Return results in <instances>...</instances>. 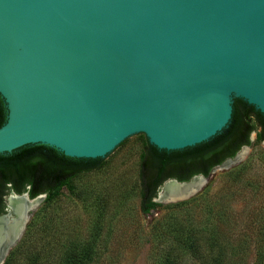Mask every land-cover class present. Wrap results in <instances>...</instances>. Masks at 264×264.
Here are the masks:
<instances>
[{"label":"water","instance_id":"95a60500","mask_svg":"<svg viewBox=\"0 0 264 264\" xmlns=\"http://www.w3.org/2000/svg\"><path fill=\"white\" fill-rule=\"evenodd\" d=\"M0 95V154L44 144L104 167L143 134L159 149L196 145L227 126L235 97L264 115V0H0ZM197 177L194 192L162 197ZM206 181L167 178L153 200ZM11 196L36 202L0 264L45 193L10 191L9 223Z\"/></svg>","mask_w":264,"mask_h":264},{"label":"rangeland","instance_id":"374dc122","mask_svg":"<svg viewBox=\"0 0 264 264\" xmlns=\"http://www.w3.org/2000/svg\"><path fill=\"white\" fill-rule=\"evenodd\" d=\"M259 130L256 127L250 134L242 159L234 156L228 165L217 166L198 192L180 200L188 204L173 209L157 206L148 213L139 207L145 140L129 143L104 167L79 172L52 201L45 205L44 197L30 211L20 238L11 247L27 235L17 262L57 264L56 256L69 242L95 238L93 264H157V255L171 247L172 230L183 224L200 236L229 240L225 249L231 263L253 264L257 251H264V141L256 138ZM170 219L177 224L169 225ZM33 251L39 255L30 263ZM50 251L53 255L46 260ZM200 254L185 255L181 264H206Z\"/></svg>","mask_w":264,"mask_h":264},{"label":"trees","instance_id":"16d2710c","mask_svg":"<svg viewBox=\"0 0 264 264\" xmlns=\"http://www.w3.org/2000/svg\"><path fill=\"white\" fill-rule=\"evenodd\" d=\"M232 106V115L227 126L210 139L193 146L176 150L159 149L143 134L145 148L141 154L139 170V207L142 213H148L157 206L173 209L189 203L180 201L162 205L154 201L157 190L165 179L176 178L179 181H186L198 172L208 176L215 165L227 157H233L242 145L250 144L249 136L256 127L260 128L256 138L264 141V115L238 97L233 99ZM6 116L7 109L0 95V126L6 121ZM101 160L102 158L66 156L44 144H26L11 152L0 154V214L5 212L4 197L10 191L16 193L26 191L31 198L45 193L46 205L59 194L61 187L67 185L73 176L99 166ZM41 211L42 207L39 208L37 216ZM175 223V219L168 222L169 225ZM172 232L175 235L172 236L171 247L157 255L156 258L160 259L157 264H181L185 255H196L199 252L200 258L203 257L202 262L206 264H234V261L231 263L230 255L225 249L226 244H231L229 240L200 236L183 224L178 225ZM26 237L27 235L9 251L3 264H21L17 262V252ZM95 245V238L72 240L67 249L56 256L57 264H93L96 258ZM38 255L37 251L30 252L28 256L30 263H35ZM52 255V251L47 252L46 260ZM253 264H264V251H257Z\"/></svg>","mask_w":264,"mask_h":264},{"label":"bare ground","instance_id":"6f19581e","mask_svg":"<svg viewBox=\"0 0 264 264\" xmlns=\"http://www.w3.org/2000/svg\"><path fill=\"white\" fill-rule=\"evenodd\" d=\"M246 148V147H245ZM246 154V149L243 148L242 152L238 153L236 156V160L242 159ZM229 161H227L224 166L228 165ZM202 180L200 178H194L190 183L179 186L175 184L174 182H168L166 186L164 187V193H162V197H165L166 195L174 192H178V190H181V188H185L190 191V193L194 192L196 189H198L201 185ZM36 200L33 201H26L21 196H11L10 197V204L12 208L14 209L15 214L17 217L14 219L13 222H7L3 217H0V253L1 248L3 245H5L10 238L16 233L19 225H20V219L23 215V212L30 207L31 204H34Z\"/></svg>","mask_w":264,"mask_h":264},{"label":"flooded vegetation","instance_id":"af4514ba","mask_svg":"<svg viewBox=\"0 0 264 264\" xmlns=\"http://www.w3.org/2000/svg\"><path fill=\"white\" fill-rule=\"evenodd\" d=\"M242 146H246V145H242ZM242 146H241V148H242ZM238 151H239V150H238ZM238 151H237V152H238ZM237 152H236V153H237ZM235 155H236V154H235ZM235 155H234V156H235ZM234 156H233V157H234ZM231 158H232V157H227V158H225L220 164H222L225 160H227V159H231ZM220 164H218V165H220ZM218 165H215L214 167H216V166H218ZM214 167H213V168H214ZM213 168H212V169H213ZM212 169H211V170H212ZM210 172H211V171H210ZM196 174H201V175H203L201 172H198V173H196ZM196 174H194V175H196ZM192 176H193V175H192ZM165 180H166V179H165ZM5 196H6V195H5ZM4 199H5V197H4Z\"/></svg>","mask_w":264,"mask_h":264}]
</instances>
